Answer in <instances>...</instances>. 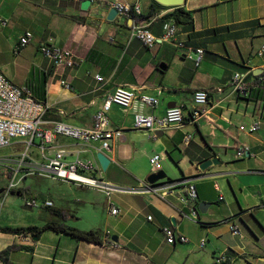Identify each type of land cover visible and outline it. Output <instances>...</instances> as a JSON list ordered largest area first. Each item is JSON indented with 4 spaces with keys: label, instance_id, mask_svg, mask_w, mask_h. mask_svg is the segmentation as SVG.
I'll use <instances>...</instances> for the list:
<instances>
[{
    "label": "crops",
    "instance_id": "0c3cea01",
    "mask_svg": "<svg viewBox=\"0 0 264 264\" xmlns=\"http://www.w3.org/2000/svg\"><path fill=\"white\" fill-rule=\"evenodd\" d=\"M117 1L137 4L142 16L150 15L142 22L146 30L154 38L161 37L164 21L160 19L170 9L154 8L153 3L156 2L153 0ZM80 4L68 0H0V21L5 23L0 25V72L18 86L31 84L36 89L43 87V129H49L54 122L90 127L101 102L116 87H124L137 96L155 98L157 106L153 109L145 107L144 115L160 118L167 106L173 104L182 108L186 120L181 128L159 131L160 136L156 132L152 138L146 132L133 128L132 111L123 112L113 105L108 114L109 127L120 130L122 137L112 141L108 151H101L98 143L86 146L57 136L55 142L47 144L42 153L36 141L29 149L31 156L45 161L54 151L64 150L66 161H90L97 169L96 177L125 189H136L152 173L149 160L158 155L160 158L154 171L168 170V163L179 170V174L170 172L172 175L163 181L185 178L195 186L198 222L182 218L173 200L163 201L146 193L113 195L110 202L119 213L111 216L105 196L88 189L95 196L87 197V206L74 213L59 209L68 214L65 222L50 214L58 221H39L35 214L18 210L22 220L12 222L6 217L0 220V228H40L48 222L63 223L79 231L98 232L99 244L51 231H44L37 239L0 233V251L11 245L23 247L10 253L6 262H0L167 264L177 245H186L187 252H191L190 242H196L197 246L204 238L209 243L207 237H210L215 244L224 245L223 253H227L230 264H233L240 259L242 248L226 245L223 235L227 229L230 239L240 243L243 239L241 233L240 236H232L230 226H236L239 219L244 221L252 214L251 209L244 206L248 194L241 195L235 178L243 173L239 171L245 164L236 166L226 163L228 168L221 170L209 167L203 174H199L198 166L208 159L219 161L227 150L232 149L235 153L240 147L247 149L248 156L245 155V158H250L248 166L255 157L250 155L255 145L251 141L248 144L243 142L244 137L253 134L247 130L255 115V102L232 95L229 82L234 73H240L251 83L256 69L262 70L258 81L264 82V51L259 53L264 44V0H184L180 7L188 12L191 25L177 26V35L173 40L157 43L152 48L129 37V20L116 17L108 22L109 10L103 5L92 4L88 11L83 12ZM25 32L32 34V41L14 54L19 38ZM43 43L69 52L73 56V66H56L45 58L38 49ZM178 43H182V48L177 47ZM30 46L31 50L26 52ZM196 49L203 50V55L195 67L186 54L191 52L195 57ZM19 59L28 62V75H31L23 82H17L15 71L18 63H22ZM159 66H164L165 70L160 71ZM95 76L102 80L97 82ZM199 90L208 93L209 104L204 107L202 117L192 122L188 120L192 94ZM260 128H264V122ZM186 136L190 137L188 143L184 142ZM99 152L109 160L105 171L101 170L96 159ZM225 183L228 190L224 188ZM24 187L23 184V190ZM29 196L39 202H52L49 197L38 200L36 194ZM239 197L242 206L238 204ZM233 202L238 206L235 213L230 211ZM82 203V200H77V204ZM210 203L215 205V211L211 210L214 206H208ZM263 203L260 199L253 206H262ZM200 206L204 208L200 210ZM53 208L58 209L54 204ZM261 211L264 209L261 208ZM147 217L151 220L148 221ZM226 221L230 222L225 228L218 226L226 224ZM168 227L183 236L187 243L166 244L162 229ZM106 231L112 240L116 239L113 240L115 248L102 244ZM218 248L212 247V257Z\"/></svg>",
    "mask_w": 264,
    "mask_h": 264
},
{
    "label": "built area",
    "instance_id": "2783aa9c",
    "mask_svg": "<svg viewBox=\"0 0 264 264\" xmlns=\"http://www.w3.org/2000/svg\"><path fill=\"white\" fill-rule=\"evenodd\" d=\"M71 2L81 3L88 1L90 4L103 5L108 10H115L117 17L121 20H129L131 24L128 26L129 37L137 39L145 47L152 48L157 43L168 42L173 40L177 35V27L172 20L162 23V35L160 38H154L142 23H137L134 18H128V11H135V17L141 16V12L137 4H127L117 0H68ZM90 5V6H91ZM0 25L4 26V21H0ZM32 41V34L25 32L18 41V46L14 50V54H18L20 48L28 46ZM177 47L182 48V43H178ZM40 53L52 61L56 66L72 67L73 56L66 51L60 50L52 45L41 44L39 46ZM264 51V44L260 47V52ZM203 50L196 49L195 57L188 52L186 58L191 60L195 67L199 64ZM97 82L102 79L99 76L94 77ZM64 85V82H61ZM251 85L246 81L244 75L234 73L230 82L229 89L232 95L248 99ZM157 100L149 96H137L131 90L124 87H116L110 95H108L98 107L92 118L90 127H75L62 122H54L49 129H43L45 114V106L43 103L35 100L32 96L30 88L26 85L16 86L8 81L0 72V149L11 148V151L0 156V167L6 170V174H10L7 188L2 191L3 197L1 203L8 195L21 196L24 206L28 209H50L53 203L50 200L37 201L30 197L23 190L24 181L28 177L49 178L62 183L73 184L75 186L94 190L103 194L108 201V213L116 216L119 210L111 204L110 199L113 195L122 194H141L146 193L158 197L159 199L173 200L178 206V212L182 218L190 222H198V214L196 208L197 195L195 186L187 179L178 180H160L153 184H149L146 180L139 183L136 189H125L113 186L98 177H96V167L87 160L74 159L66 161L64 159V150H56L47 160H35L30 154V147L38 142V148L42 153L47 144L55 142L57 136L67 137L76 142L89 146L94 143L100 145L101 151H108L110 143L119 140L122 137L120 130L111 129L109 127V111L111 106L118 107L121 111L133 112V128L138 131L146 132L149 137L154 138L155 133L165 131L167 129H178L184 125V114L180 107L167 108L164 115L156 118L152 115H144L145 107L155 108ZM209 104V96L205 90L195 91L192 94V109L189 113L188 120L196 121L202 117L204 107ZM255 115L252 124L248 128V133L257 132L264 122V103L258 100L254 104ZM190 137H184V142L188 143ZM22 141L21 143H15ZM246 148H237L235 159L245 158ZM159 156L155 155L149 160L152 173L157 167ZM1 192V193H2ZM264 209V203L261 206ZM150 221L151 217H147ZM232 236H240L238 228L234 225L230 226ZM162 235L164 241L168 245L176 243L185 244L186 239L175 233L172 227L163 228ZM22 239L29 238V235L20 236ZM102 244L105 247L115 248L116 244L110 238L108 231L104 234ZM204 240H201L199 247H203ZM214 264H230L231 260L224 253L214 256ZM264 257V254H263ZM146 264H151L147 262Z\"/></svg>",
    "mask_w": 264,
    "mask_h": 264
},
{
    "label": "rangeland",
    "instance_id": "374dc122",
    "mask_svg": "<svg viewBox=\"0 0 264 264\" xmlns=\"http://www.w3.org/2000/svg\"><path fill=\"white\" fill-rule=\"evenodd\" d=\"M33 45L34 43L31 44V46ZM31 46L26 49V52L31 50ZM19 61H22V63H18L15 68L17 74V82H23L24 79L30 78L31 75H28V73L30 72L28 62L21 59H19ZM255 138L257 140L253 141V139ZM249 141H251V143H253L256 147L254 150H252V154H250L255 156L251 161L252 164H250L249 166L247 165L250 158H242L239 160L234 159L235 153L232 149H229L227 150L226 155H222L221 160H219V165L210 167L211 169L221 170L228 168V165L226 163H232L236 166L245 164L244 168H242L243 170L239 171L243 173L237 174L235 178L238 182V188L242 192L241 195L248 194V198L246 199V203H244V206L249 207V209H251L252 211V214L249 215L247 219L245 218L244 221H242V219H239L236 222V226L238 227L243 238L241 239L240 243H238L236 239H230L231 237L227 229L226 233L223 235V241L226 245H228L229 247L239 245V247L242 248V251H240V259H237L233 264H264V211H261V205L253 206L255 201L260 202V199L264 201V128H260L256 133L243 138V142H245L246 144H248ZM10 151L11 148L0 149V156H3ZM168 164L170 168L163 171V173L165 174V178H168L170 175H172L171 173L179 174V170H177V168L173 164ZM144 165L145 164H143V166ZM210 168H208L207 170H209ZM207 170H205L204 172H206ZM249 170L252 171L248 173L247 171ZM199 174H203V172H199ZM125 178L128 177L125 175ZM7 185L8 179L6 170L3 167H0V190L4 191L7 188ZM24 185V191H26L28 195L36 194L38 195V200L49 197L52 199V203L58 209L70 211L71 213L76 212L83 206H87L88 196H95L94 193L89 192L86 188L81 189V187L75 186L73 184L62 183L49 178L28 177L24 181ZM224 185L225 190H228V185L226 183ZM2 197L3 192L0 193V220H3L7 217L12 222L21 221L22 215H20L19 212L26 211L35 214L36 218L39 221H42L44 219L58 221L57 218L49 215V211L40 209H28L24 207L21 196L17 197L15 195H8L1 203ZM240 197L238 199V204L242 206L243 202ZM77 200H82L84 204H77ZM209 205L214 206L211 210L215 211V205H213L212 203L208 204V206ZM237 210L238 206L233 202L230 205V211L232 213H235ZM200 214L202 215L203 212H200ZM229 222L230 221H226V224L220 223L218 226L221 228H225V225H227V223L229 224ZM207 239H209V243L206 242V239L204 238L205 244L203 247H199V244L196 246V242H190L189 247L192 248L191 252H187V249L185 247L186 245H177L174 252H172V256L167 264H214L215 257H212V247H219L218 252H216L215 254L218 255L219 253H223L224 245L215 244V241L210 237H207ZM224 254L225 256H227V253Z\"/></svg>",
    "mask_w": 264,
    "mask_h": 264
},
{
    "label": "trees",
    "instance_id": "16d2710c",
    "mask_svg": "<svg viewBox=\"0 0 264 264\" xmlns=\"http://www.w3.org/2000/svg\"><path fill=\"white\" fill-rule=\"evenodd\" d=\"M153 7L160 8V9H170L169 12H167L164 16H162V18L160 19L161 21L165 22L167 20H172L175 23L176 27L180 25H191L189 14L188 12H185L182 7H163L156 3H153ZM149 16L150 15L145 17L141 15L138 17H134V21L137 23H142L143 21H145V19H148ZM259 77H261V75L253 77V81L250 83L252 88L250 90L248 99H253L254 102L261 100L264 103V82L258 81ZM26 86L30 88L33 98L44 104L45 91L43 87L36 89L31 84H27ZM185 120L186 119H184V122ZM6 175L7 177H10L9 173ZM48 211L50 215L59 218L61 222H65L67 220L68 214L64 213L63 211L59 209L50 208L48 209ZM44 231H51L57 234H64V235L70 236L71 238L89 242V243H96V244L100 243V239H99L100 234L98 232L79 231L75 228L68 227L64 225L63 223L48 222L40 228L38 227H28L25 229L24 228H11V227L0 228V233L12 234V235H16L19 237L29 235L34 239H37ZM21 249H23V247L17 246V245H11L5 248L4 250L0 251V260L3 262H6L7 257L9 256L10 253L19 251Z\"/></svg>",
    "mask_w": 264,
    "mask_h": 264
},
{
    "label": "water",
    "instance_id": "95a60500",
    "mask_svg": "<svg viewBox=\"0 0 264 264\" xmlns=\"http://www.w3.org/2000/svg\"><path fill=\"white\" fill-rule=\"evenodd\" d=\"M154 2H156L157 4L163 6V7H180L184 0H153ZM90 2L88 1H83L81 2L80 4V10L83 11V12H86L89 10L90 8ZM117 17V14H116V11L111 9L108 11V14H107V17H106V20L108 22H112L115 18ZM130 24H131V21H130ZM129 24V25H130ZM159 70L160 71H164L165 70V67L164 66H159ZM262 72L261 69H256L253 73L254 76H257L259 75L260 73ZM175 107V105L173 104H170L167 106V108H173ZM161 135V132H159L158 136ZM246 156H248V154H246ZM96 159H97V162L101 168L102 171H105L106 168L108 167L109 165V160L108 158L105 156L104 153L102 152H99L96 156ZM216 165H219V161L217 159H208V160H205L204 162H202L201 164H199L198 166V170L200 172H204L205 170H207L209 167L211 166H216ZM165 179V174L162 172V171H157L155 173H151L147 178H146V181L149 183V184H153L157 181H160V180H163ZM18 196V195H16ZM203 209V206H200V210ZM114 241H116V239L114 238L113 239ZM0 264H2L0 262Z\"/></svg>",
    "mask_w": 264,
    "mask_h": 264
},
{
    "label": "bare ground",
    "instance_id": "6f19581e",
    "mask_svg": "<svg viewBox=\"0 0 264 264\" xmlns=\"http://www.w3.org/2000/svg\"><path fill=\"white\" fill-rule=\"evenodd\" d=\"M135 17V11H128V18H134Z\"/></svg>",
    "mask_w": 264,
    "mask_h": 264
}]
</instances>
